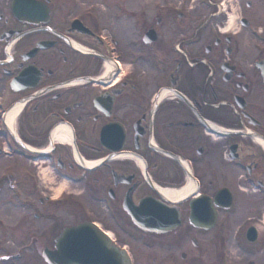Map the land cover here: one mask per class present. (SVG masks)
<instances>
[{
    "label": "flooded vegetation",
    "instance_id": "af4514ba",
    "mask_svg": "<svg viewBox=\"0 0 264 264\" xmlns=\"http://www.w3.org/2000/svg\"><path fill=\"white\" fill-rule=\"evenodd\" d=\"M234 1L0 0V190L38 254L92 221L137 264H264V0Z\"/></svg>",
    "mask_w": 264,
    "mask_h": 264
},
{
    "label": "water",
    "instance_id": "95a60500",
    "mask_svg": "<svg viewBox=\"0 0 264 264\" xmlns=\"http://www.w3.org/2000/svg\"><path fill=\"white\" fill-rule=\"evenodd\" d=\"M59 252L47 256L57 264H130L127 255L118 251L110 242L95 236L90 228L67 231L60 239Z\"/></svg>",
    "mask_w": 264,
    "mask_h": 264
},
{
    "label": "rangeland",
    "instance_id": "374dc122",
    "mask_svg": "<svg viewBox=\"0 0 264 264\" xmlns=\"http://www.w3.org/2000/svg\"><path fill=\"white\" fill-rule=\"evenodd\" d=\"M245 1L246 0H239V1L237 0L233 2L234 11H230V12L233 13L234 15V22L237 21L238 16L240 15L241 6H243V3ZM7 165H8V161L5 159H1L0 172H3V170L6 169ZM59 194H60L59 192L54 193V195L56 196H58ZM13 202H14L13 195L10 193L8 189L0 191V221L2 220L1 222L4 223V227L0 225V264H11L8 261V259L4 260L5 256H9V253L16 252V250L17 252H19V247L21 246L26 247L28 249V250H24L23 252H25L30 257H32L34 264H38V261H39V264H44L42 263L41 257L35 250V248H37L35 241H30L29 239H24V240L21 239L20 234L24 233L26 229L29 228V225L31 222H33V220L28 219L27 220L28 223H26V226L21 231H18L17 234L15 230L12 229V226H10L11 224L15 222V220H17V218L23 216L21 214L23 210L14 208ZM55 212H56L55 216H58L60 213L58 210H55ZM41 222L42 223L40 225H37L38 227L47 228V226L50 227L51 226L50 224H52L46 218H43ZM72 222H73L72 220L68 221V223H72ZM63 223H66V222H63ZM53 226H54V229L57 228V230L58 228H60L59 231L57 232L58 234L63 229L65 224H61V225L56 224ZM7 242H9V244H7ZM14 244L16 246H14ZM9 246L10 247L12 246V247L9 248ZM39 247H41V244H39ZM3 248H7L8 250L4 251ZM147 256H150V255L148 254L146 255V257ZM16 261L18 262L19 259H17ZM17 262H15L14 264H18ZM150 263H152V258L150 259ZM150 263L147 260H145V257H144V261H141L140 264H150Z\"/></svg>",
    "mask_w": 264,
    "mask_h": 264
},
{
    "label": "bare ground",
    "instance_id": "6f19581e",
    "mask_svg": "<svg viewBox=\"0 0 264 264\" xmlns=\"http://www.w3.org/2000/svg\"><path fill=\"white\" fill-rule=\"evenodd\" d=\"M66 134H64V132H59V134H58V139L59 140H66ZM66 184V183H65ZM65 184H63L64 186H65ZM67 185V184H66ZM59 190H62V187L61 188H59Z\"/></svg>",
    "mask_w": 264,
    "mask_h": 264
}]
</instances>
